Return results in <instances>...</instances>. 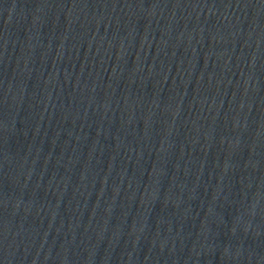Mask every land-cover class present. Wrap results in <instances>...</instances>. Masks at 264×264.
Returning a JSON list of instances; mask_svg holds the SVG:
<instances>
[{"label":"water","instance_id":"1","mask_svg":"<svg viewBox=\"0 0 264 264\" xmlns=\"http://www.w3.org/2000/svg\"><path fill=\"white\" fill-rule=\"evenodd\" d=\"M0 264H264V0H0Z\"/></svg>","mask_w":264,"mask_h":264}]
</instances>
